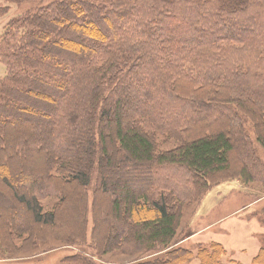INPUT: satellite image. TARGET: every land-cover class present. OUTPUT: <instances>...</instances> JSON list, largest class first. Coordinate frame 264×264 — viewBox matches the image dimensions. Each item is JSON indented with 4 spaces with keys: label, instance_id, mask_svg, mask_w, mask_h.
I'll use <instances>...</instances> for the list:
<instances>
[{
    "label": "trees",
    "instance_id": "16d2710c",
    "mask_svg": "<svg viewBox=\"0 0 264 264\" xmlns=\"http://www.w3.org/2000/svg\"><path fill=\"white\" fill-rule=\"evenodd\" d=\"M0 65L2 256L50 239L97 256L160 250L181 219L166 201L179 179L162 171L181 166L194 189L233 168L264 179L246 128L264 150V0H56L5 25ZM157 132L179 146L156 153ZM225 252L134 264H235Z\"/></svg>",
    "mask_w": 264,
    "mask_h": 264
},
{
    "label": "rangeland",
    "instance_id": "374dc122",
    "mask_svg": "<svg viewBox=\"0 0 264 264\" xmlns=\"http://www.w3.org/2000/svg\"><path fill=\"white\" fill-rule=\"evenodd\" d=\"M54 1L56 0H37L15 4L0 0V35L5 25L13 17ZM5 73V67L0 65V77L4 76ZM250 133H252L251 136L255 140L251 129ZM175 138V136L168 133H155L156 153L163 154L175 150L180 141ZM250 142L253 145L255 143L252 140ZM254 148L257 150V159L264 166V150L258 145H254ZM235 155L232 156L231 154L229 157L230 162L237 161ZM164 172L173 175V178L179 179L173 185L174 191H171V198H168L167 191L164 189H156L158 193L167 194V205L173 211L181 212L176 236L169 247L132 255L113 252L97 256L92 249L93 253L87 249H80L76 245H65L50 239L33 244L29 243L26 245L29 248L17 254H15L14 244L9 256L0 255V264H73L71 260L77 256H82L83 262L87 264L92 262L93 264H134L162 258L172 247H184L195 251L198 246L209 247L212 242L220 245L223 250L225 249L226 252L221 259L223 263L254 264V257L258 254L260 248L264 246V179L258 182L241 178L237 175L239 173L238 169L233 168V173L226 177L219 174L218 177L212 179V176L208 178L207 182L202 181L201 183H198L199 181L195 179L198 184L197 188L194 189L192 173L181 166L175 165L168 168V170L162 171L159 176L163 178L166 175ZM259 178H264V174ZM154 180L158 185L163 183L157 177H154ZM181 184L185 187L184 192L181 190ZM55 202L56 197L42 198L41 205L44 211H49ZM133 213L138 214L136 211H133ZM145 216L141 213L138 217H135V223H141V219ZM86 223L88 226L87 240H90L92 226L90 199ZM204 262H206L205 258ZM192 264L194 263L192 262ZM258 264H264V260Z\"/></svg>",
    "mask_w": 264,
    "mask_h": 264
},
{
    "label": "bare ground",
    "instance_id": "6f19581e",
    "mask_svg": "<svg viewBox=\"0 0 264 264\" xmlns=\"http://www.w3.org/2000/svg\"><path fill=\"white\" fill-rule=\"evenodd\" d=\"M246 127H248L247 129L249 130V132H250V129H251V126L249 125V124H247V126ZM251 134L252 133H250V137H251V140L252 141H254L255 143H254V145L256 146V145H258L257 143H256V141L255 140H253V138H252V136H251ZM259 146V145H258ZM260 147V146H259ZM261 148V147H260ZM255 151H256V153H257V150H256V148H255Z\"/></svg>",
    "mask_w": 264,
    "mask_h": 264
},
{
    "label": "flooded vegetation",
    "instance_id": "af4514ba",
    "mask_svg": "<svg viewBox=\"0 0 264 264\" xmlns=\"http://www.w3.org/2000/svg\"><path fill=\"white\" fill-rule=\"evenodd\" d=\"M262 248H264V246L263 247H261L260 249H262ZM259 253V252H258Z\"/></svg>",
    "mask_w": 264,
    "mask_h": 264
}]
</instances>
